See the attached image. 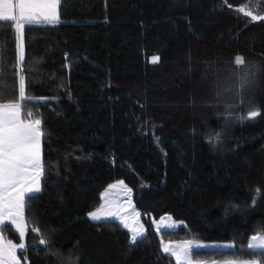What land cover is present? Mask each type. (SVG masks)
Masks as SVG:
<instances>
[{"label":"trees","instance_id":"1","mask_svg":"<svg viewBox=\"0 0 264 264\" xmlns=\"http://www.w3.org/2000/svg\"><path fill=\"white\" fill-rule=\"evenodd\" d=\"M248 1L61 0L59 24L25 26V118L42 120L45 174L26 198L21 264H175L161 240L187 239L234 244L193 251L197 261L264 264L247 248L264 233V83L261 115L214 139L236 107L223 92L235 57L264 68V21L240 11ZM251 2L264 15V0ZM16 40L0 24V102L18 98ZM114 181L147 226L135 244L118 221L86 216ZM164 214L184 225L155 232ZM0 232L21 242L10 223Z\"/></svg>","mask_w":264,"mask_h":264},{"label":"snow or ice","instance_id":"2","mask_svg":"<svg viewBox=\"0 0 264 264\" xmlns=\"http://www.w3.org/2000/svg\"><path fill=\"white\" fill-rule=\"evenodd\" d=\"M61 0H0V24H14V31L17 36L18 49V98L7 99L0 102V226L6 221L15 226L21 242L15 243L5 239L0 234V264H21V259L17 254L18 250L27 251L25 235L28 231L25 210L27 199L33 194L40 193L41 179L45 174V164L43 160L42 120L34 118V113L28 111L25 118L26 96V76L24 74L25 45L24 29L26 25L48 24L56 25L61 22L60 9ZM241 12L253 22L264 21V15L251 10ZM160 60L159 56H153L152 62L155 64ZM235 65L242 66V72L234 73L236 77L235 95L244 102V92L256 82L261 72H264L259 65L246 66L242 56L235 57ZM233 88L223 89V92H232ZM222 93H216L219 97ZM228 109L234 106L229 104ZM232 113L229 111L228 115ZM261 115L259 108L249 107L246 115L238 116L241 121L255 119ZM219 133L214 139L219 141ZM212 138H210V142ZM120 190L126 195L132 192L123 181L108 186L102 194L104 203L96 210L88 213L93 221H106L111 218L118 220L124 228L131 232V242L135 244L138 238L146 235L144 225L140 223V212L135 210L132 201L127 200V207L112 190ZM131 209V214H129ZM171 217H161L160 223L167 228L174 227L166 223ZM160 226L157 225L159 231ZM40 232L39 228L33 229ZM40 244L46 245L48 241L41 238ZM162 251L175 258V264H193V249L205 248L208 245L198 241L187 240L178 242L161 241ZM224 248H233V243L223 245ZM247 248L260 250L259 254L264 257V233H257L250 237ZM223 264H262L259 259H227Z\"/></svg>","mask_w":264,"mask_h":264},{"label":"rangeland","instance_id":"3","mask_svg":"<svg viewBox=\"0 0 264 264\" xmlns=\"http://www.w3.org/2000/svg\"><path fill=\"white\" fill-rule=\"evenodd\" d=\"M243 9L245 10V12L248 11V10H251V11L259 14V11L256 10V7L255 6H253V2H251V0L248 1V2H245V4L243 5ZM244 60H245L246 66H250V65L256 64V65H259L262 69H264L263 66H261L260 64H258V62L256 60H254V59L251 60L249 58L248 59L247 58H244ZM243 70H244V68L242 66H239L237 72H242ZM227 81H228V86L226 88H228V87H232L233 88L232 92H226V93H228V95L226 96L227 101L228 102H231V104H233V106H236V107H238V105L242 106L243 111H241V110H238L237 111L236 110L237 109L236 107H235V109L233 108L234 110L233 109L231 110V113L232 114L230 116L228 115V118L226 119L227 121L225 122V125L223 127L225 129H222L219 132V137H220L219 138V141L221 143H223V142L225 143V141L228 140L227 138L229 136L228 135V130H229L228 126H229V124H231L232 122L236 121V119H238V116H240V115H246V113H247V111H248V109H249L250 106L253 107V108H255V105L258 104L257 103L258 93H260L259 90L261 89V85L264 83V72H261V74L258 76L256 82L251 86V88L245 90L243 104H241L240 99L235 95V87H234V85L236 83V77H235V75L230 76V78L227 79ZM116 182H118V181H114V182H112V184H115ZM124 185L127 186V184L125 182H124ZM108 186L102 190V194L105 192V190L108 189ZM127 188H129V187L127 186ZM112 191H113V193H115L120 198V202L125 207H127V200L130 199L132 201V196H133V193L132 192L130 194H127L126 195L123 191L120 190V187L119 186H118L117 189H114ZM102 194H101V203H100V205L97 208H99L104 203V199H103V195ZM132 203H133V201H132ZM133 205H134V203H133ZM134 207H135V205H134ZM97 208L91 210L90 212L96 210ZM135 210H137V209L135 208ZM128 211H129V214H131V209H129ZM86 216H88V218H89L90 221H93L88 214ZM141 217H142V215H140V223H142L144 225V228L146 229V233H147V226L144 224V222H143V220H142ZM161 217H171V216L169 214H164ZM109 220H113L114 221L116 219L115 218H111ZM116 221H118V220H116ZM160 221H161V218H159V219L151 218V225H153V229L157 233L160 232L162 229H171V230H173V228H177L179 226L184 225L182 221L176 220V219H174L172 217H171L170 220H167L166 221V223H168V224H172L174 222V227H172V228L165 227V225L162 224V223H160ZM94 222H102V221H94ZM119 224H121V223L119 222ZM158 224L160 226L159 231L157 230V225ZM125 230H127V232L129 233V238H130V241H131V232H130V230L129 229H126V228H125ZM250 237H249V239H250ZM187 240H191V239H187ZM187 240H185V241H187ZM163 241L164 242H169L167 240H163ZM178 241L179 240H173L172 242H178ZM193 241H198V242H200L202 244L208 245V247H205V248H199V249L194 248L193 251H197V250H209V249H218V250H221V249H232V248H224L223 247L224 244L230 243V242H227V241H212V240H209V241L193 240ZM248 242H249V240H248ZM160 248L162 250L161 243H160ZM250 250H253V249H250ZM245 260H249V259H245ZM224 261L225 260H221V261H219V260H210V261H207V260H198L197 261V260L193 259V264H223Z\"/></svg>","mask_w":264,"mask_h":264},{"label":"crops","instance_id":"4","mask_svg":"<svg viewBox=\"0 0 264 264\" xmlns=\"http://www.w3.org/2000/svg\"><path fill=\"white\" fill-rule=\"evenodd\" d=\"M16 43H18L17 40H16ZM9 223H10V222H7V221H6L3 225H5V224H9ZM10 224H11V223H10ZM13 226H14V225H13ZM0 227H1V226H0ZM14 227H15V226H14ZM0 234H1V232H0ZM21 251H22V250H18V251H17V254H18V252H21Z\"/></svg>","mask_w":264,"mask_h":264},{"label":"water","instance_id":"5","mask_svg":"<svg viewBox=\"0 0 264 264\" xmlns=\"http://www.w3.org/2000/svg\"><path fill=\"white\" fill-rule=\"evenodd\" d=\"M263 173H264V171H263Z\"/></svg>","mask_w":264,"mask_h":264}]
</instances>
